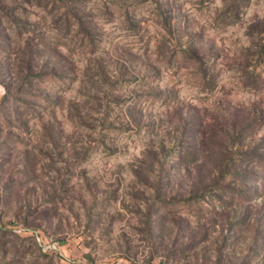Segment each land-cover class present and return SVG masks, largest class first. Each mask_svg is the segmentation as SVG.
I'll return each instance as SVG.
<instances>
[{"label": "rangeland", "instance_id": "obj_1", "mask_svg": "<svg viewBox=\"0 0 264 264\" xmlns=\"http://www.w3.org/2000/svg\"><path fill=\"white\" fill-rule=\"evenodd\" d=\"M0 264H264V0H0Z\"/></svg>", "mask_w": 264, "mask_h": 264}]
</instances>
